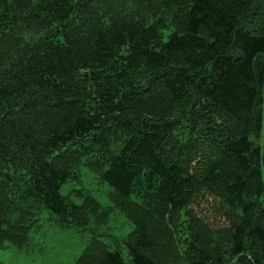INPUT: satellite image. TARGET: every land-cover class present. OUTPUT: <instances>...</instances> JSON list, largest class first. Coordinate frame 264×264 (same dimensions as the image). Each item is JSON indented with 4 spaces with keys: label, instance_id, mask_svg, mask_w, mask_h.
<instances>
[{
    "label": "trees",
    "instance_id": "obj_1",
    "mask_svg": "<svg viewBox=\"0 0 264 264\" xmlns=\"http://www.w3.org/2000/svg\"><path fill=\"white\" fill-rule=\"evenodd\" d=\"M82 165L132 264H264V0H0V251L108 214L61 194Z\"/></svg>",
    "mask_w": 264,
    "mask_h": 264
},
{
    "label": "rangeland",
    "instance_id": "obj_2",
    "mask_svg": "<svg viewBox=\"0 0 264 264\" xmlns=\"http://www.w3.org/2000/svg\"><path fill=\"white\" fill-rule=\"evenodd\" d=\"M75 175L62 186L61 194L77 205L82 204L85 195L91 196L108 214L92 212L85 226L62 227L56 217L46 212L24 247L9 245L7 250L0 251V264H75L94 241L119 251L126 263L132 264L125 243L134 227L122 206L113 200V188L85 165ZM200 206L202 216L217 225L219 216L215 204ZM102 217L106 218L101 221Z\"/></svg>",
    "mask_w": 264,
    "mask_h": 264
}]
</instances>
